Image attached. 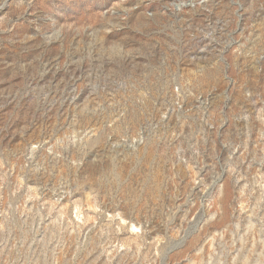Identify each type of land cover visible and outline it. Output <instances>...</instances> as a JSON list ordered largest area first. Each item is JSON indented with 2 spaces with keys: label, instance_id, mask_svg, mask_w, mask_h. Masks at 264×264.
I'll return each mask as SVG.
<instances>
[{
  "label": "rangeland",
  "instance_id": "374dc122",
  "mask_svg": "<svg viewBox=\"0 0 264 264\" xmlns=\"http://www.w3.org/2000/svg\"><path fill=\"white\" fill-rule=\"evenodd\" d=\"M0 264H264V0H0Z\"/></svg>",
  "mask_w": 264,
  "mask_h": 264
}]
</instances>
